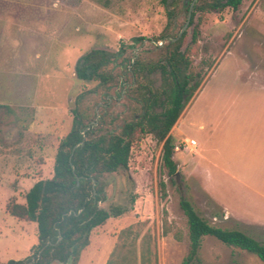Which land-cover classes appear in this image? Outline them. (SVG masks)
I'll use <instances>...</instances> for the list:
<instances>
[{
    "label": "rangeland",
    "instance_id": "obj_1",
    "mask_svg": "<svg viewBox=\"0 0 264 264\" xmlns=\"http://www.w3.org/2000/svg\"><path fill=\"white\" fill-rule=\"evenodd\" d=\"M170 2L0 0V263L34 253L36 222L10 215L6 204L11 198L25 201L36 181L52 177L59 143L72 127L77 96L85 92L80 106L90 113L97 111V116L106 111L108 127L117 132L139 110L140 103L134 97L118 94L131 80L127 67L134 56L142 53L154 62L159 57L158 48L168 42L169 38L161 35L168 24ZM190 3H179L171 30L176 35L186 22ZM195 29L199 32L194 43ZM94 47L115 53L123 48L110 64L117 80L107 89L75 74L83 54ZM185 48L190 50L195 80L202 82L184 109L185 118L170 132L178 172L168 175L161 158L163 144L152 134L136 141L129 168L103 176L107 199L101 205L107 209L115 204L130 206L132 193L137 194L136 201L129 212L109 218L92 231L81 264H94V257L106 264L119 234L130 225L140 237L152 235L157 264H181L189 249L182 198L190 200L212 224L240 229L264 244V225L251 221H264V167L257 164L264 160V140L258 138L264 118V0H242L237 9L227 6L221 11H197L182 40ZM153 77L160 85V75ZM246 79L249 83H244ZM107 98L105 110L101 107ZM232 109L241 113L246 124L234 130L240 138L228 141L223 160L235 169L238 179L223 174L207 160L222 159L218 145L223 136L214 130L216 125L224 126L219 120ZM202 123L204 128H200ZM210 124L216 128L213 132ZM191 139L201 144L198 151L204 157L200 164L211 172V181L192 162L197 152L192 151ZM184 143L191 146L186 152L176 150V145L183 147ZM160 181L166 183V194ZM225 206L250 222L227 218ZM165 217L173 230L182 233V241L172 233L163 235ZM194 264L264 262L254 253L207 235Z\"/></svg>",
    "mask_w": 264,
    "mask_h": 264
},
{
    "label": "trees",
    "instance_id": "obj_2",
    "mask_svg": "<svg viewBox=\"0 0 264 264\" xmlns=\"http://www.w3.org/2000/svg\"><path fill=\"white\" fill-rule=\"evenodd\" d=\"M180 1L171 0L169 3L172 9L168 11V24L161 35V38L168 37L169 40L164 47L158 48V59L149 62L144 54L137 53L127 67L131 80L122 86L118 95L134 97L140 108L131 119L124 121L120 131L108 127L106 111L97 116V111L90 113L80 106L85 92L77 96L72 127L59 143L52 177L36 181L26 193L25 203L11 198L6 204L10 215L36 222L38 244L34 253L24 259H10L0 264H78L83 250L91 243L92 231L109 218L132 209L136 193L130 196V206L115 204L107 209L101 205L107 199L103 176L120 169L127 170L135 142L146 135L152 134L163 144V166L168 175L177 174L175 143L170 132L202 82L195 80L190 50L182 49L185 32L172 41L177 37L171 30ZM241 3L242 0H197L190 25L197 11H221L227 6L237 9ZM198 32L197 29L193 32L194 43ZM121 50L123 48L115 53L94 47L86 51L76 66V77L97 81L103 88H109L117 80L110 64ZM157 73L160 85L155 84L153 77ZM108 99L102 109L108 106ZM160 187L166 194L164 181H160ZM180 204L187 217L189 240V249L181 264H194L199 259L203 239L207 235L228 246L254 253L264 262V244L256 238L237 228L212 224L186 198H182ZM164 213L166 215V210ZM162 231L164 236L172 233L176 240H183L182 233L173 230L166 217ZM118 239L106 264H157V252L152 248L154 240L150 233L140 237V233L134 232L133 225H130L121 231Z\"/></svg>",
    "mask_w": 264,
    "mask_h": 264
},
{
    "label": "crops",
    "instance_id": "obj_3",
    "mask_svg": "<svg viewBox=\"0 0 264 264\" xmlns=\"http://www.w3.org/2000/svg\"><path fill=\"white\" fill-rule=\"evenodd\" d=\"M244 83H249V82L246 79L244 81ZM262 90H264V89H262ZM186 113H187L186 110H184L183 113L181 114V116L178 118L176 124L174 125L175 127H178L180 125V123L182 122V120L185 118ZM219 122H222V124H224V126H221L220 124L219 125H216V128H218V129H216L215 127L213 128V126H212L213 124H210L211 125V130L210 131L213 132V130L216 129V130H214V133L219 131V135L223 136V140H222V138L219 139V141L221 143L218 145V148H219L218 155L222 159L220 161H213V160L207 158V160L215 168L219 169L223 174H228V175H231L233 178L238 179V177L236 176L237 172H235V169L234 170L230 169L228 167V163L223 160V156L225 154L224 153V151H225L224 147L228 143V141L237 140V139L240 138V134L238 132L234 133V130H237L241 124H246V119L245 118L243 119V117H242V115H241V113L239 111H237L235 109L234 110L232 109V110H230L227 113V117H225L223 120L220 119ZM204 127H205V125L202 123L200 125V128H204ZM259 127H260V133L258 134V138L264 140V118L260 122ZM179 133H181V135H182V131L179 130ZM196 142H197V144L194 147L192 146L193 147V150L192 151L197 152V156H195L192 159V162L194 164L197 163L198 164L197 165L198 172L202 176H205L209 181H211L212 180V174H211V172L208 170V168L203 167L200 164V160L204 156L200 153V151H198V149L201 146V144L197 140H196ZM190 147H191L190 145H188L187 147L184 146L179 151L186 152ZM257 164H258V166L264 167V160H263V162L258 160L257 161ZM245 178H246V176H245ZM240 179H241V181L244 180V178H242V177H240ZM244 184H245L246 187L250 188L252 191L257 192V193L260 192V191L258 192V190L256 189V187L254 185H252L251 183H245L244 182ZM209 192H210V194H212L211 193V186H209ZM25 201H21V203H25ZM225 210H226V213H228L227 218H228V216H232L233 218H236V219H239V220H246L247 222H250V220L245 219L242 216V214H240L239 212H235V211L231 210L230 208H228V206H225ZM251 221H253L254 224L264 225V221L263 220H260L258 218L255 221L254 220H251ZM89 247H90V244L83 250L78 264H81L82 263L83 257L85 256V254L88 251V248ZM91 261L94 264H100V257H98L96 260H95V257H94V258L91 259Z\"/></svg>",
    "mask_w": 264,
    "mask_h": 264
},
{
    "label": "water",
    "instance_id": "obj_4",
    "mask_svg": "<svg viewBox=\"0 0 264 264\" xmlns=\"http://www.w3.org/2000/svg\"><path fill=\"white\" fill-rule=\"evenodd\" d=\"M185 2L187 3L188 0H186ZM196 2H197V0H193V1L190 3L189 10H188V14H187L186 22H185L184 26L182 27L181 31L179 32V34L177 35V37L172 38V41H176L177 39H179V38L183 35V33L186 31V29L190 26V21H191V16H192V11H193L194 4H195Z\"/></svg>",
    "mask_w": 264,
    "mask_h": 264
},
{
    "label": "built area",
    "instance_id": "obj_5",
    "mask_svg": "<svg viewBox=\"0 0 264 264\" xmlns=\"http://www.w3.org/2000/svg\"><path fill=\"white\" fill-rule=\"evenodd\" d=\"M190 144L195 146V145L197 144V142H196L195 139H191V140H190ZM184 146H188V145H187L186 143H184L183 147H184ZM183 147H182L181 145H176V150H180V149H182Z\"/></svg>",
    "mask_w": 264,
    "mask_h": 264
}]
</instances>
